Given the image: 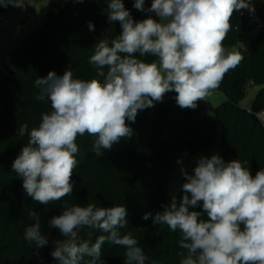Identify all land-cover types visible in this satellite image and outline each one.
<instances>
[{"label": "clouds", "instance_id": "clouds-1", "mask_svg": "<svg viewBox=\"0 0 264 264\" xmlns=\"http://www.w3.org/2000/svg\"><path fill=\"white\" fill-rule=\"evenodd\" d=\"M26 4L0 0V7ZM144 5L145 0H134L135 9L159 19L149 15L136 21L123 0H107L108 22L118 21L122 31L110 44L102 38L93 46L89 63L102 81L73 78L69 69L62 75L49 71L34 81L40 89L37 99L50 100L51 111L42 114L38 127L17 130L29 139L12 163L33 201L48 205L72 194L79 136L95 137L92 151L102 156V149L111 150L133 136L128 122L134 123L139 111L173 91L181 109L194 110L241 62L242 56L223 42L235 13L255 12L246 0H151L149 8ZM88 28L94 31L95 25L89 21ZM146 56L155 59L138 58ZM245 164L239 159L225 162L219 154L199 157L193 174L181 167L185 182L179 203L172 195L162 212L142 216L179 231V264H264V168L253 175ZM198 206L202 211L190 210ZM29 216L34 223L25 229L24 239L35 248L46 246L39 215L33 211ZM126 216L124 205L65 204L49 221L64 237L56 241L51 256L58 264H104L102 246L108 242L125 249V264H146L138 241L119 231L128 225ZM84 227L107 235L97 236L94 243L81 240L78 231Z\"/></svg>", "mask_w": 264, "mask_h": 264}, {"label": "trees", "instance_id": "trees-1", "mask_svg": "<svg viewBox=\"0 0 264 264\" xmlns=\"http://www.w3.org/2000/svg\"><path fill=\"white\" fill-rule=\"evenodd\" d=\"M123 3L134 20H142L141 12L133 7L134 0ZM255 5L261 23L250 22L241 12L231 18V31L223 44L226 49L236 46L242 60L219 84L217 90L224 100L216 107L214 116L202 113L200 101L194 110L181 109L173 91L154 107L139 111L135 122H128L133 136L122 139L111 150L102 149V156L92 151L95 137L79 136L73 192L48 205L27 197L22 178L12 170L14 159L29 139L27 134H17V130L22 126L29 131L38 127L42 114L51 111L50 100L37 99L40 89L34 81L46 77L49 71L62 75L66 69L73 73V78L102 81L103 77H97L96 68L89 63L93 46L102 38L110 44L122 29L118 21L108 22L104 11L107 0H69L57 5V12L49 11L38 30L24 35L5 54L0 68V264H58L51 252L56 241L64 237L50 227V219L61 214L65 204L89 203L126 207L128 225L119 231L122 236L131 233L138 241L148 257L146 264H179V231L154 225L151 217L144 220L142 216L146 212H162L173 172L184 153L210 157L207 152L219 144L225 162H246L253 175L264 168V128L244 105V87L253 81L257 92L250 107L255 112L264 111V1L256 0ZM12 8L0 7V14ZM89 21L95 25L94 31L89 30ZM239 33L246 36L241 46ZM138 58L146 62L155 59ZM196 162L186 170L189 174H193ZM183 194L181 186L176 196L178 203ZM190 210L202 211V206ZM33 211L39 215L41 232L49 241L41 248L24 239L25 229L34 223L29 216ZM202 218L206 219V214ZM101 234L107 235L87 227L78 231L81 240L93 243ZM124 254L123 247L108 242L102 246L104 264H125Z\"/></svg>", "mask_w": 264, "mask_h": 264}, {"label": "built area", "instance_id": "built-area-1", "mask_svg": "<svg viewBox=\"0 0 264 264\" xmlns=\"http://www.w3.org/2000/svg\"><path fill=\"white\" fill-rule=\"evenodd\" d=\"M38 0H26V6L24 8L14 7L8 11H5L0 14V42L4 45V53H9L12 49H14L23 39L24 35L38 30L43 23V19L38 16V14L35 11V5ZM69 0H63L62 4L68 2ZM264 1V0H260ZM246 2H249L251 5L255 7V12L250 13L247 10H244L241 12V15L245 18L253 17L256 14V0H246ZM54 12H57V7L53 8ZM16 19H21L22 22V28L24 31V35L18 40L17 43H15L12 39V34L9 30V26L12 21ZM3 61V56L0 57V62ZM256 87L255 83L253 81H248L244 87L245 92L249 93L252 89ZM200 108L202 110V113L206 116H214V108L209 102V97H207V101H200ZM250 113L255 114V116L258 118L260 123L262 124L264 128V123L261 122V119L264 118V111L255 112L251 109L250 106L245 107ZM182 162H185L187 165V168L192 166L196 161L190 153H184L182 157Z\"/></svg>", "mask_w": 264, "mask_h": 264}, {"label": "crops", "instance_id": "crops-1", "mask_svg": "<svg viewBox=\"0 0 264 264\" xmlns=\"http://www.w3.org/2000/svg\"><path fill=\"white\" fill-rule=\"evenodd\" d=\"M63 0H38L36 5H35V11L38 14V16L42 19H44L47 15V13L49 11H52L54 7H56L59 4H62ZM151 5V0H145V9L149 8ZM141 12V11H140ZM142 14V19L147 18L149 15H151L154 19H159L158 17L155 16V13H148V12H141ZM247 20H249L250 22H254V23H261L257 10H256V14L253 17H247ZM9 30L12 34V39L15 43L18 42V40L24 35V31L22 28V22L21 19H16L14 21L11 22L10 26H9ZM229 51H233V50H237V47H231L228 49ZM1 56H5L4 53V45L3 43L0 42V57ZM7 60V58H6ZM0 68H2L3 64L2 62H0ZM257 92V87H255L254 89H252L249 93H247V97L244 100V105L246 106H251V103L256 95ZM209 97V102L212 105V107L214 108V112L216 110V107L224 100V95L222 93H220L217 89H215L212 94ZM215 115V113H214ZM207 154L209 155H213V154H219L221 156V148L219 147V144H216V146L210 150L209 152H207ZM201 156V154H196L194 155V159L195 161L198 160V158ZM182 162V161H181ZM185 164V162H183ZM187 166V165H186ZM187 168V167H186ZM184 181V176L181 175V184L179 186V189L177 191H180L181 186L183 184ZM179 193V192H178ZM177 194V193H176ZM177 196V195H176Z\"/></svg>", "mask_w": 264, "mask_h": 264}, {"label": "rangeland", "instance_id": "rangeland-1", "mask_svg": "<svg viewBox=\"0 0 264 264\" xmlns=\"http://www.w3.org/2000/svg\"><path fill=\"white\" fill-rule=\"evenodd\" d=\"M181 167H183L185 170L188 169V168H186L187 167L186 164H184L183 162L177 164V166H176V168H175V170L173 172V178H172L171 185H170V189H169L167 204L170 203L171 196L172 195H175L176 196L178 194V192H179L177 190L179 189V186L181 184V175H182V173H181Z\"/></svg>", "mask_w": 264, "mask_h": 264}, {"label": "water", "instance_id": "water-1", "mask_svg": "<svg viewBox=\"0 0 264 264\" xmlns=\"http://www.w3.org/2000/svg\"><path fill=\"white\" fill-rule=\"evenodd\" d=\"M238 37H239V39H238V45L241 46V45H243L245 43L246 36L243 33H239ZM24 127L26 128V126H24ZM189 146L190 147L192 146L190 141H189Z\"/></svg>", "mask_w": 264, "mask_h": 264}]
</instances>
